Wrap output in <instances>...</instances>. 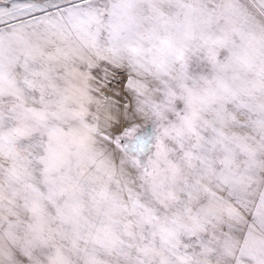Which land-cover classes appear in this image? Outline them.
I'll use <instances>...</instances> for the list:
<instances>
[{"label": "snow or ice", "instance_id": "1", "mask_svg": "<svg viewBox=\"0 0 264 264\" xmlns=\"http://www.w3.org/2000/svg\"><path fill=\"white\" fill-rule=\"evenodd\" d=\"M0 264H264V0H0Z\"/></svg>", "mask_w": 264, "mask_h": 264}]
</instances>
